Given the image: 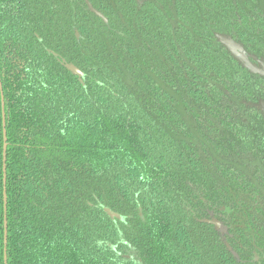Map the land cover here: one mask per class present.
I'll list each match as a JSON object with an SVG mask.
<instances>
[{"label":"trees","instance_id":"trees-1","mask_svg":"<svg viewBox=\"0 0 264 264\" xmlns=\"http://www.w3.org/2000/svg\"><path fill=\"white\" fill-rule=\"evenodd\" d=\"M263 62L264 0H0V264L3 189L6 264H264Z\"/></svg>","mask_w":264,"mask_h":264},{"label":"water","instance_id":"water-1","mask_svg":"<svg viewBox=\"0 0 264 264\" xmlns=\"http://www.w3.org/2000/svg\"><path fill=\"white\" fill-rule=\"evenodd\" d=\"M138 1V0H137ZM88 8L99 18H101L102 20H104L103 16L95 11L89 4H88ZM224 44L226 45V47L231 51V52H241L242 50L239 48V46L237 44H235L234 42L225 39L224 40ZM68 70H70L74 75H77L79 77H81V73L74 68L73 66H67ZM3 107V105H2ZM3 125H4V121H3ZM3 137L5 140V131H3ZM5 144L3 145V184H5V167H4V161H5ZM3 208H4V262L6 264V236H7V232H6V194H5V189H3Z\"/></svg>","mask_w":264,"mask_h":264},{"label":"flooded vegetation","instance_id":"flooded-vegetation-1","mask_svg":"<svg viewBox=\"0 0 264 264\" xmlns=\"http://www.w3.org/2000/svg\"><path fill=\"white\" fill-rule=\"evenodd\" d=\"M258 63V62H257ZM253 71L256 72V74L260 73L261 74V79H262V100H264V62L261 63L262 65L254 63Z\"/></svg>","mask_w":264,"mask_h":264}]
</instances>
